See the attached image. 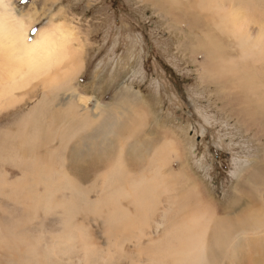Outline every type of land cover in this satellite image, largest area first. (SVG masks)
<instances>
[{"label":"rangeland","instance_id":"obj_1","mask_svg":"<svg viewBox=\"0 0 264 264\" xmlns=\"http://www.w3.org/2000/svg\"><path fill=\"white\" fill-rule=\"evenodd\" d=\"M261 1L210 0L209 6L205 0H0V68L15 69L7 54H17L10 36L20 25L30 29L29 42L53 26L66 32L76 51L81 41L86 44L84 68L71 87L56 94L45 89L54 115L41 120V134L26 127L16 131L21 116L42 98L45 105L41 86L32 98L20 94L19 119L0 114V134L20 145L14 164L4 165L10 155L0 162V234L12 224L18 240L13 245L2 239L0 264H150L145 248L164 249L168 233L180 230L179 205L189 198L198 205L186 210H206L207 241L210 223L220 222L226 241L214 263L264 264V48L242 52L218 15L234 11L232 19L241 12L251 37L263 38ZM61 7L63 13L55 15ZM203 46L219 48L224 59L208 73ZM68 63L52 73L63 74ZM122 88L141 104L127 100ZM83 121L87 125L77 129ZM48 131L54 135L45 139ZM62 134L70 140L64 151ZM30 139L39 142L35 152L26 149ZM39 157L55 161L51 184L36 180L33 162L39 165ZM60 172L68 173L71 184ZM139 188L156 201L140 216L133 205ZM115 193L118 200L107 201ZM76 194L90 209L67 223L62 204ZM109 204L139 222L110 233ZM14 253L20 262L11 259Z\"/></svg>","mask_w":264,"mask_h":264},{"label":"bare ground","instance_id":"obj_2","mask_svg":"<svg viewBox=\"0 0 264 264\" xmlns=\"http://www.w3.org/2000/svg\"><path fill=\"white\" fill-rule=\"evenodd\" d=\"M1 1L3 3H6V0H1ZM205 1L209 6H211L210 0H205ZM261 2L263 3L264 0H262ZM161 4L163 5V3H161ZM63 10H64V8L61 7L60 11L58 13H56L55 15H61L63 13ZM233 12L234 11H228L222 15L218 13V15L220 16L221 21L223 23V29L225 28L228 33L232 34L235 37V39L238 42V44L240 45L241 49H243L242 52L243 51H244V53L248 52L249 48L253 47V46L254 47H260L263 49L264 48V39H263L264 37L262 38L261 36H258V37L255 36L256 38H252L250 33L248 32L247 27L243 23V17L244 16L241 12H237V14L234 15L232 19H229V17L231 18V14H233ZM203 17L205 18V15ZM53 18L49 24L52 23ZM67 25H69V23H67ZM190 26L191 27L195 26L194 22H193V25H191V23H190ZM40 30H38V32H37V37L35 39H33L31 42H29L30 29L28 27L25 28V27L20 25V27H18L16 30H14V31L12 30L10 37L13 38L14 45L17 47V54L15 56L14 53H8L7 56H8V63L12 64L14 62L12 66H15V69H9V68L2 69V68H0V114L2 115L3 118L8 117L12 113H14L13 115H15V119L16 118L19 119L21 113L20 114L18 113L19 111L16 110L17 108L15 109V106L18 105V103H20L21 101L24 102V96L22 95V98H21L20 94L24 93V94L28 95L27 99H28V97L32 98V95L34 96V93L36 92V90H37L36 88L38 86L39 87L41 86L42 90H44L43 93H45V96H44L45 105H44V100L42 98L38 102L37 106L35 108H33V110H31L29 113L21 116L23 118L22 119L23 123L20 125L23 127L21 128V126H19V124H17L18 128L16 131H18V132H20L26 128L27 129L30 128L32 134H41L43 131V124H42L41 120L43 118H45L46 115L47 116H53L54 115V112L51 110L49 103H47V101H46L45 89L48 87V90L54 94H56L57 92L61 93L62 91L66 92V90H68L71 87L70 83L76 79V76H78L79 73L84 68V65H82L83 64L82 49L83 50L85 49V46H86L85 43H83L81 41V43L79 44V52H78L75 50V47L72 48L70 46L69 36L66 35V32L62 28L54 29L53 26H47V27L44 26ZM224 33L225 32H223V34ZM70 36H72L71 33H70ZM211 41H212V39H211ZM212 46H214V45L211 43V47ZM203 48L206 50L205 53L203 54L204 55V64H205L204 70H206V73H208L211 69V64L213 65L215 63H219V61L224 62V59H223L222 54L218 53L219 48L216 49L217 51L214 50V52L212 49H211L212 52L209 51L208 48H206V46H203ZM215 48H216V46H215ZM208 61H209V63H208ZM67 63H68L69 67L67 70H64L63 74L57 75L56 73H52L53 69L61 67ZM215 71H216V68H215ZM218 74H220V73H218ZM222 74L223 73H221L220 75H222ZM224 75H226V74H224ZM34 82H37V83L34 84ZM33 89H35V91H32ZM119 93H121V94L126 93L127 100H132V103H134V104H141V102L138 103L136 101L137 99L135 97H132V93H130L129 90L127 91L126 89H123V90H120ZM237 97H241V98H236L237 102L242 101L243 96L238 95ZM56 99L57 98L54 97L53 99H51V101H55ZM70 105H71V103H70ZM11 108H13L15 110L14 111L10 110L9 113L5 114L6 110H9ZM70 110H72V109H70ZM259 112L264 114V111H261L260 107H259ZM72 113L69 112L67 114H69L68 116L73 118ZM68 116H66L65 118H68ZM105 117H107V116H105ZM138 121H139V123L141 122V120H138ZM86 125L87 124L85 121L79 122V124L77 125V129L82 128ZM24 127H26V128H24ZM101 130H103V126L98 128V129L92 130L91 135L92 136L98 135L102 132ZM134 133H136V131ZM53 135L54 134L51 131L50 132L48 131L43 136L45 137V139H48V138L52 137ZM61 136H62V138H61V142H60L61 144L60 145L62 148L61 150L64 151L68 147L70 140H69V135L64 136L62 134ZM38 144H39V142H36V141H33L32 139H30L27 142L26 149H28L30 152H35ZM17 148H20V145L17 144L10 135H7V133H5V132H2L0 134V162L1 163L6 162V160L3 158L4 156L10 155L9 160L6 163H4V165L5 164H11V163L14 164L13 162L16 160L15 158L17 155V150H16ZM36 157H37V155H36ZM1 159H3V160H1ZM64 160H65V157L62 158V161H64ZM35 161L40 163L38 165L37 163L33 162V164L35 165V166H33V168L35 169L36 173L38 174V178L36 180L46 182V184H51V182L54 180L53 179V170L51 168V164H54L55 161L52 158L45 159L43 157H39ZM63 164L65 166L66 162H63ZM67 175H68L67 172H60L59 176H60V179H63L66 183L71 184V181L69 180ZM261 179L262 178H260V182L263 185L264 183H262ZM24 184H26V183H24ZM68 184H66V186ZM71 186H73V185H71ZM1 190H2V185H1V181H0V191ZM136 192L137 193L135 195V198L133 199L134 200L133 205H135V208H136L137 213L139 215V214H142V212H140V210L141 211L142 210L147 211L149 208H151L153 201L154 202H156V201L154 200V197L151 196L150 190L148 191L144 188H139V190H137ZM24 194L32 195L29 192H26ZM84 194H86V192ZM11 195H12V198L14 199L15 195L14 194H11ZM80 195L82 196V194H80ZM110 195H109V197H108L109 199H107V201L112 200L111 198H115V200H118V197L120 196L117 193H115V195L113 194L114 196L113 195L110 196ZM193 196H195V195H193ZM32 197L34 198V196H32ZM104 197L106 199L107 196H104ZM130 198H132V197H130ZM39 199L36 198V201ZM99 199H100V197H99ZM81 200H82V198L80 199L76 194V196H72V197L68 198L67 200H65L63 202V204L61 203L64 214L66 215V222L67 223H70L72 221L73 216L76 213L82 212L83 210L90 209V205L86 202H84L86 204L82 205ZM100 200L103 202L104 198L100 199ZM185 200L186 199H183L182 200L183 203H180V205H179L180 206L179 208L182 211V217H183L181 219V221H178V225H179L180 230L170 231V233L167 232L168 237L165 238L164 249H162V251L158 249L159 247H154L152 245H149V246H147V248H145L146 252H143V253H145V254L147 253L146 256L148 257V259H149L148 262L150 264H216V263H214L213 256L217 253V249L219 247H221V245L224 244V242L226 241V238L222 235V231H220V229H221L220 228V222L216 219L215 221L210 223V224H212L211 229L213 230V233L211 236V240L207 241L206 240L207 238L205 237L207 233H205V235H204L205 229L202 230V227H204V228L206 227L205 224L207 223V220H208V219H206V210L204 208L198 207V210L196 208H194L195 211L190 212V210L189 211L186 210L185 206L192 205V207H196V205H198L197 199L196 198H189L187 201H185ZM101 201L98 203L99 204L102 203ZM200 201H204V200H200ZM129 203H131V202H129ZM119 204H120V202H119ZM95 206H97V205H95ZM116 206L113 207L111 204H109V207L107 206L109 208L108 209L109 210L108 215L106 214L107 212L105 213L107 215L106 216V223L109 226L108 229H109L110 233H114V232L117 233L118 231H120L121 230L120 226L129 225L131 227L132 225L136 224V222H139V221H137V218H130L128 216L130 218L129 219L127 217V214L125 213V211L120 210V207L118 205H116ZM199 206H200V204H199ZM93 209L95 210L96 208L93 207ZM200 211L202 212V214H200ZM83 212H85V211H83ZM101 212H100V214H101ZM87 213H89V212H87ZM203 213H204V215H203ZM167 215H168V213H167ZM176 216H177V214L175 215V217ZM207 218H209V217L207 216ZM141 220H143V219H141ZM6 226H7V224L2 223L1 227H6ZM11 227H13L12 224H10L9 228L4 231V234H0V242L2 241V239H6V242L9 244L14 245V244L18 243L17 238L10 232ZM207 228H209V227H207ZM132 229H133V227H132ZM207 231H209V230H206V232ZM128 234H130V233L128 232ZM125 237H127V236H125ZM138 237L139 236H137V237L135 236V238H137L138 240L141 239ZM138 245H140L139 242H138ZM139 253H140V251H139ZM138 256H139V254H138ZM13 257H14V260L16 262H20L22 259L20 254H17V253H14V255L11 257V259ZM166 258H167V260H166Z\"/></svg>","mask_w":264,"mask_h":264}]
</instances>
